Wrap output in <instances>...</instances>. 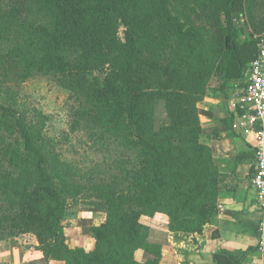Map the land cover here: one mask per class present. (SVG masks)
<instances>
[{
	"label": "trees",
	"instance_id": "trees-1",
	"mask_svg": "<svg viewBox=\"0 0 264 264\" xmlns=\"http://www.w3.org/2000/svg\"><path fill=\"white\" fill-rule=\"evenodd\" d=\"M263 34L264 0H0L9 75L54 76L78 98L74 125L89 119L136 152L111 180L82 184L45 151V115L33 123L0 90V241L34 235L31 264H159L148 220L164 216L199 243L220 189L199 103L213 77L245 76ZM71 199L105 204L102 222L76 224L89 249L60 235Z\"/></svg>",
	"mask_w": 264,
	"mask_h": 264
},
{
	"label": "crops",
	"instance_id": "crops-1",
	"mask_svg": "<svg viewBox=\"0 0 264 264\" xmlns=\"http://www.w3.org/2000/svg\"><path fill=\"white\" fill-rule=\"evenodd\" d=\"M243 37L241 35L240 40ZM244 91L245 76L226 82L213 77L207 94L199 103L200 122L205 131L202 140L211 146L218 168L217 213L213 221L204 226L198 236L199 243L191 233L169 231L164 216L148 220L149 240L162 246L159 264H250L261 258L256 227L264 212L252 184L256 136L231 127L234 118L243 112L239 97ZM93 211L102 215L101 222L105 219L103 208L88 212ZM60 235L66 236L71 246L89 249L93 245V239L76 225L61 228ZM37 245L32 234L1 240L0 264L38 262L42 254ZM49 264L61 263L50 261Z\"/></svg>",
	"mask_w": 264,
	"mask_h": 264
},
{
	"label": "rangeland",
	"instance_id": "rangeland-1",
	"mask_svg": "<svg viewBox=\"0 0 264 264\" xmlns=\"http://www.w3.org/2000/svg\"><path fill=\"white\" fill-rule=\"evenodd\" d=\"M124 28H119L123 38ZM5 45L0 43V90L2 96L12 101L33 123L42 119L41 142L45 151L57 156L70 176L82 184L105 182L119 173L121 166L135 161L136 152L126 149L111 134L95 126L89 119H81L74 125L75 110L80 103L75 93L63 87L52 75L36 74L18 81L2 67ZM163 117L162 106L157 107V124ZM103 202L95 199H71L66 211V224L76 225L85 219L88 223H100Z\"/></svg>",
	"mask_w": 264,
	"mask_h": 264
},
{
	"label": "built area",
	"instance_id": "built-area-1",
	"mask_svg": "<svg viewBox=\"0 0 264 264\" xmlns=\"http://www.w3.org/2000/svg\"><path fill=\"white\" fill-rule=\"evenodd\" d=\"M256 57L245 68V91L239 97L243 112L232 121L231 127L256 136L254 149L256 167L252 184L257 191L261 210L264 212V34L257 43ZM257 249L261 258L250 264H264V215L258 222Z\"/></svg>",
	"mask_w": 264,
	"mask_h": 264
}]
</instances>
